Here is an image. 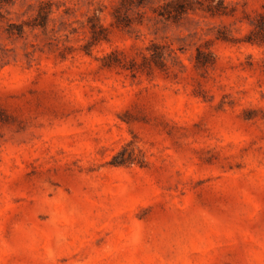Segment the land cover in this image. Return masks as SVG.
<instances>
[{
	"label": "rangeland",
	"instance_id": "rangeland-1",
	"mask_svg": "<svg viewBox=\"0 0 264 264\" xmlns=\"http://www.w3.org/2000/svg\"><path fill=\"white\" fill-rule=\"evenodd\" d=\"M261 24L264 0H0V264H264Z\"/></svg>",
	"mask_w": 264,
	"mask_h": 264
},
{
	"label": "trees",
	"instance_id": "trees-1",
	"mask_svg": "<svg viewBox=\"0 0 264 264\" xmlns=\"http://www.w3.org/2000/svg\"><path fill=\"white\" fill-rule=\"evenodd\" d=\"M144 1H145V0H138V5L143 4ZM183 12H184V4H180V3H179L177 10H175L176 15H173V16H179V15H181ZM170 15H171V14H169V16H170ZM255 32H256L255 34H259L260 32H264V25L261 24V25L257 26ZM251 37H252V36H249V39H248L249 43H252V44H253V43H257V40H255V39H253V38H251ZM259 41L262 42V43H264V36H263V38L259 39Z\"/></svg>",
	"mask_w": 264,
	"mask_h": 264
}]
</instances>
